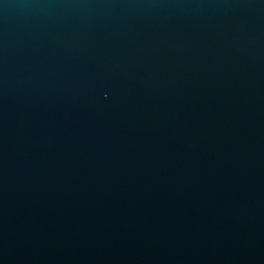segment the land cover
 Masks as SVG:
<instances>
[{"label": "water", "instance_id": "water-1", "mask_svg": "<svg viewBox=\"0 0 264 264\" xmlns=\"http://www.w3.org/2000/svg\"><path fill=\"white\" fill-rule=\"evenodd\" d=\"M0 264H264V0H0Z\"/></svg>", "mask_w": 264, "mask_h": 264}]
</instances>
